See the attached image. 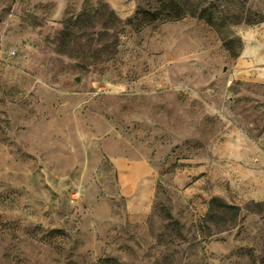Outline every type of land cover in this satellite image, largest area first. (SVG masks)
I'll use <instances>...</instances> for the list:
<instances>
[{
  "label": "rangeland",
  "instance_id": "374dc122",
  "mask_svg": "<svg viewBox=\"0 0 264 264\" xmlns=\"http://www.w3.org/2000/svg\"><path fill=\"white\" fill-rule=\"evenodd\" d=\"M263 81L264 0H0V264H264Z\"/></svg>",
  "mask_w": 264,
  "mask_h": 264
},
{
  "label": "trees",
  "instance_id": "16d2710c",
  "mask_svg": "<svg viewBox=\"0 0 264 264\" xmlns=\"http://www.w3.org/2000/svg\"><path fill=\"white\" fill-rule=\"evenodd\" d=\"M160 8H165V4H161L160 5ZM147 16H148V20L149 22H152V21H155L157 19L160 18V14L159 12H151V13H147ZM163 16V15H162ZM165 17L167 18H170V19H179L181 18L183 15L181 13H174V14H170V15H164Z\"/></svg>",
  "mask_w": 264,
  "mask_h": 264
},
{
  "label": "crops",
  "instance_id": "0c3cea01",
  "mask_svg": "<svg viewBox=\"0 0 264 264\" xmlns=\"http://www.w3.org/2000/svg\"><path fill=\"white\" fill-rule=\"evenodd\" d=\"M263 82H264V81H263ZM261 154H263V153H261ZM263 155H264V154H263ZM263 155H262V156H263Z\"/></svg>",
  "mask_w": 264,
  "mask_h": 264
},
{
  "label": "water",
  "instance_id": "95a60500",
  "mask_svg": "<svg viewBox=\"0 0 264 264\" xmlns=\"http://www.w3.org/2000/svg\"><path fill=\"white\" fill-rule=\"evenodd\" d=\"M75 79H77V78H75Z\"/></svg>",
  "mask_w": 264,
  "mask_h": 264
}]
</instances>
